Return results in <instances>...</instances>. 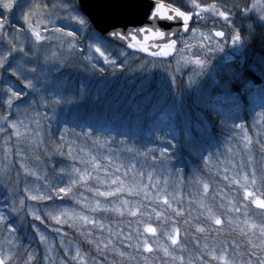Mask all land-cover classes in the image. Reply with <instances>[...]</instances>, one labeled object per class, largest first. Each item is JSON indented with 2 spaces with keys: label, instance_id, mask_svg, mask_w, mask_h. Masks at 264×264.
<instances>
[{
  "label": "snow or ice",
  "instance_id": "6c2138e0",
  "mask_svg": "<svg viewBox=\"0 0 264 264\" xmlns=\"http://www.w3.org/2000/svg\"><path fill=\"white\" fill-rule=\"evenodd\" d=\"M191 3L198 10L194 13L198 20L202 12H211L223 18L224 23L218 30L208 34L193 28L191 36L185 39L183 34L189 32L193 13L162 0H106L104 17L99 21L93 19L83 0H27V9L25 0H0V43L7 45L5 51L0 53V81L4 85L0 87V95L4 98L8 116L13 117L0 119V132H6L10 126L17 143L22 138H30L34 147H44L47 151L48 146H51L50 156L63 157L67 154L73 161L59 169V173L54 176V183L45 179L42 185L35 182L29 185L26 180L22 189L25 195L10 191L5 196L8 211L7 214L0 211V228L8 233L5 239L10 248L21 246V238L13 233L18 231L25 217L30 216L32 221L41 224L47 220L55 225L76 229L95 248L97 256L90 264H139L140 261L142 264H151L150 254L161 250L173 261H179V264H264V141L260 139L264 132V112L260 114L256 140L261 150L260 174L253 167L250 173L233 176L231 182L239 186L243 195L239 202L229 200L226 209L229 213L238 214L227 218L228 230H238L247 238V244L241 251L234 244L218 240L226 229L217 226L225 225V220L208 203L210 184L201 173L203 170H212L213 159L218 158L220 153L207 151L205 155L206 146L211 145L214 138L202 114L193 113V107H200V102L193 100L189 103L183 94L178 95L173 88L176 73L183 74V70L188 68L191 74L187 76L184 87L192 88L196 78L203 75L208 61L216 54L223 52L229 45L242 46L246 40H251L257 29L264 31V0H244L243 3L233 0L231 4H225L224 10L218 9L215 4L202 7L196 0H191ZM49 4L55 11L48 10ZM17 13L18 19L27 25L22 32L19 29L11 31V21L5 22L6 14L16 16ZM46 18L49 23L51 18L64 20L68 30L52 24L50 28L44 26V32L49 33L44 35L41 25ZM177 22L178 30L173 27ZM197 33L200 52L187 54L188 50L195 47L191 41L197 37ZM85 35L87 39L81 42ZM178 42L181 48L178 55L173 57L175 68L170 74L171 81L165 75L146 77L141 81V99H147L150 103L145 105L134 102L129 108L120 121V126L129 129V132H106V128L112 124L111 118H106L88 103L90 96L99 99V92H92L89 84L81 81L80 74L66 71L75 63L83 76L91 81L103 82L107 79L100 80L97 73L102 75L109 72L115 75L117 69L127 67L130 59L142 60L141 68L147 63H161L166 70L171 66V61H149L148 57H169L177 51ZM140 54L146 56L142 58ZM237 80L225 83L222 86L223 95H217L214 99L242 108L245 103V87L233 90ZM193 115L196 117L195 122L192 120ZM69 124L71 128L67 126ZM252 127L256 129L257 124L253 123ZM146 129L148 135L145 136ZM177 129L183 134L180 138ZM117 137L133 139L129 143ZM135 137H143L139 146ZM11 138L9 135L5 144ZM153 138L162 146L148 147ZM239 138L246 142L243 147L249 151L251 162L252 140L245 124L234 123L230 126L224 147L228 153L236 155L234 142ZM89 142L94 146L96 154L86 147ZM114 145L122 153L131 154L129 167L134 175L130 182H126V171L123 176L113 175L99 162L103 159L109 165L112 164L111 156L102 155L98 150L105 149L111 153ZM183 151L198 156L203 165V169L200 166L193 168L187 180L199 184L202 189L199 204L206 223L197 225L196 231L211 238L201 246L199 255L189 254L187 260L183 255L175 254L177 251H185L183 241L187 239V231L182 237L181 225L189 224L179 195V189L186 179L185 168L182 162H173L179 161ZM11 154L12 148H7L5 158ZM20 159L24 160L25 157L20 155ZM137 164L142 169L138 173L139 180L135 173ZM20 167L25 177H35L36 181L41 179L35 169L24 163ZM124 167L123 163L114 165V172L120 173ZM7 172L10 169L0 168V175ZM145 172L147 183L144 182ZM19 175L17 172L16 176ZM43 175L48 177L46 171ZM161 177H164L163 181ZM173 178L175 188L169 191V180ZM224 178L228 179L227 176ZM89 181H94L97 186H90ZM78 185L93 193L94 198L89 200L82 193L77 195L74 188ZM3 186L8 187L6 183ZM141 194L147 204L125 198ZM57 199L73 201L89 213H111L134 219H129L123 226L117 225L114 230L104 218L85 214L74 206L57 204ZM26 200L37 203L26 205ZM45 201L53 203H45L40 207L39 202ZM153 204L160 206V210L149 206ZM251 206L260 211L251 212ZM220 207L225 206L221 204ZM169 211L172 216L165 215ZM187 212L190 214V209ZM13 214L19 216V220L10 226L8 217ZM153 214L158 220L161 217L170 220V230L160 234L165 237L166 244L161 243L157 227L150 223ZM31 227L38 235L39 242L50 252L49 237L37 224L32 223ZM45 227L48 225L45 224ZM52 231L61 233L62 229L53 226ZM97 231L99 235H94ZM60 243L64 245L63 238ZM71 246L72 241H68V247L64 249L66 253H70ZM115 257H119V260ZM45 259L48 257L45 256ZM73 259H82L78 246ZM9 260L10 256L0 252V264H9ZM60 264H64V261L61 260Z\"/></svg>",
  "mask_w": 264,
  "mask_h": 264
},
{
  "label": "trees",
  "instance_id": "16d2710c",
  "mask_svg": "<svg viewBox=\"0 0 264 264\" xmlns=\"http://www.w3.org/2000/svg\"><path fill=\"white\" fill-rule=\"evenodd\" d=\"M165 3H172L174 6L181 7V10L188 11V3L191 2V0H162ZM233 0H196V3H200L203 7H208L212 4H215L218 9L224 10L225 4H231ZM241 3L244 2V0H240ZM214 29H219V24H213ZM17 30V29H16ZM185 37V36H184ZM142 57V55H141ZM143 58V57H142ZM149 61H152L151 59H148ZM242 65H237L236 79L237 83L233 85V90L240 87H245V96H253V94L258 93V89H260L261 94L264 95V31H261L257 29L253 34L251 40L246 41L245 45V51L242 56ZM131 61V63H130ZM127 67L123 70L117 69L116 73L117 75H111L109 72H105L104 74L97 73V76L100 80H105L103 82H96L91 81L90 83L87 82L90 86V90L92 92H99L100 98L96 99L94 96L89 97L88 103L96 108L99 112H101L106 118L112 116V109L115 107V103H117L120 99L118 97V94L120 96H123L120 91L115 87V82L120 84L123 88V91L128 94L130 91L133 93L135 91L139 92V88L137 86L138 81H142L146 77H152L147 72L146 74H143V72H136L138 69H142L140 64L142 63V60H130ZM151 63H147L145 65H149ZM161 64V63H160ZM144 69V68H143ZM157 70V69H155ZM68 71V69H66ZM160 71V70H158ZM155 73H158L155 71ZM242 73V75H241ZM76 74V73H74ZM143 74V75H142ZM84 74H82L83 76ZM54 79V77H53ZM182 78H179V83L183 82L181 81ZM134 80V83H133ZM112 81V83L109 85V82ZM132 82V83H131ZM251 83L252 86L256 87H247V83ZM85 83V82H83ZM137 88H133V87ZM113 87V88H112ZM139 90V91H138ZM177 94L180 92V90H176ZM188 92L186 90H182L179 94H183L185 97V93ZM178 94V95H179ZM217 95H223V88L222 87H215L214 91L209 92V97H207L206 101L211 102L212 105H216V107L207 108L205 109H198L200 110L199 113L202 114L203 119L210 124V129L213 135V143L211 145L206 146L205 155L207 154V151L209 152H216L219 151L220 155L218 158L214 157L213 159V165L211 171L203 170L202 175L205 177L206 181L210 184V190H209V198L208 203L211 204L214 208V210L217 212L218 215H221V218L225 220V225H223V228L226 230L221 233V235L218 237L219 241H227L230 244H234L237 248H239L241 251L247 244V238L239 233L238 230H228L227 226V218L231 215V213L227 212L226 209L228 207V201L234 200L239 202L242 198V190L239 189L238 185H235L231 182L233 176L240 174L242 171L251 172L252 168L255 167L257 174H260L261 167H262V161L260 159L261 150L260 147L257 145V131H259V119L260 117L255 121L257 124V128L253 129L252 125L250 126L249 132L251 134L252 144L250 145V154L252 157L251 162L249 161V151H246L244 149V143L245 141L242 140V138H239L235 143L234 152H236V155H233L231 153H228L224 147L225 141L229 136V128L230 125L226 123L227 121H230L229 119H226V113L227 110H229L230 104H225L222 100L216 101L214 99ZM26 99V98H25ZM4 98L2 95H0V117L3 118L5 116H8V113L6 111V105L4 104ZM109 102L111 105L109 107L103 108V106ZM18 103V102H17ZM250 100L245 97V103L242 108H239L240 111H245L250 109ZM235 106V105H234ZM236 107V106H235ZM103 108V109H102ZM237 108V107H236ZM227 109V110H226ZM260 110L264 109L260 108ZM128 108L126 107L124 109L123 114H126L128 112ZM208 111V112H207ZM198 112L197 110H193V113ZM207 112V113H206ZM261 112V113H262ZM260 113V114H261ZM119 115H122V113H119ZM12 116H8V119H12ZM225 118L226 120H224ZM193 122L196 121L195 115L192 116ZM221 122L224 124H227V127L222 126ZM68 127H72L71 124L67 125ZM111 128L110 132H122L120 129L117 128V122H112L110 126H108L106 129ZM77 131H79L77 129ZM8 133H12V130H9L7 132H4L0 134V166L4 165L6 163L5 158V152L7 147L5 146V137ZM181 133V132H180ZM53 135L55 136V132H53ZM183 134L181 133V136ZM75 138V137H73ZM126 137H117L118 140H126ZM260 139L264 141V132L261 133ZM129 142V141H128ZM10 145H12V154L10 157L15 163L13 166V169L11 170L12 176L16 175L17 172L20 173V175H24L23 169L20 167L22 163L26 164V166L35 169L40 175L41 178L50 179L52 182H55L54 176L59 173V169L61 167H67L68 165L72 164L73 161L68 158L67 154L65 156H50L49 152L51 151V146H48V150L46 151L44 147H34L32 144V141L30 138H22L19 143H17V138L15 136L12 137L10 140ZM150 148H157L153 144L147 145ZM89 151H93V147L90 142L86 145ZM159 147V146H158ZM17 149H19V153L17 152ZM102 155H110L112 158V164L109 165L107 160L100 159L99 162L101 163L102 167H107L111 169L113 175H121L123 176V173L126 171L128 173L127 177H125L126 182H130L132 180V177L134 175L133 170L129 167L131 160V154L128 153H122L117 146H113V150L111 153L107 152L105 149H99L98 150ZM93 154H96V151H93ZM20 155H23L25 157L24 160H20ZM9 157V156H8ZM119 157V159H117ZM176 162H182V166L185 168V183L181 186L179 189V195L183 201V204L181 205L182 210H185L186 218L189 220L188 225H181L182 231L181 236H184L185 230L187 231V239L183 241L185 245V251L183 253H180V255H184L187 257L189 254L199 255L201 252V246L209 242L211 238L206 237L205 234L199 233L196 231L197 225H204L205 219L202 215L203 209L200 207L199 200L201 198V186L196 183H189L187 180V177L191 174V171L193 168L200 166L201 169H203L202 162L198 156H195L193 154H190L187 151H183L180 153V159L179 161H173ZM123 163L125 167L121 170L120 173L114 172V165H119ZM243 164V166H242ZM80 167H84L83 165H79ZM3 167V166H2ZM54 167H55V173H54ZM142 169L140 168L139 164H137V169L135 170L136 179L139 180L138 173ZM48 173V177H44V172ZM233 171V173H231ZM227 176L228 179H225L224 177ZM29 178V176H28ZM31 179H34L35 177L30 176ZM15 179V176H14ZM66 179V178H65ZM161 181H163L164 177L160 178ZM144 182L147 183V173L145 172V178ZM76 189L79 191L81 189L80 186ZM169 191H173L175 188V181L174 178L169 180ZM75 191V190H74ZM151 191V190H150ZM135 201L140 202L141 204H147L148 202L144 200L143 195L139 196H130ZM66 200V199H65ZM62 200L57 199L55 202H61ZM49 203H53L48 201ZM223 204L225 207L221 208L220 205ZM150 207H157L158 210H160V206L158 205H149ZM190 209V214H188L187 210ZM251 211H253L251 209ZM256 211H258L256 209ZM165 215L172 216V213L169 211ZM233 215V213H232ZM107 216V215H106ZM111 223H121L122 219L124 217H119V219L114 218L111 213L108 214ZM134 219V218H130ZM180 219H183L180 218ZM152 226L157 227L158 232H163L164 230H170L171 223L170 220H165L163 217H161L159 220L156 219L155 215L153 214L152 220L150 221ZM218 227V226H217ZM220 227V226H219ZM214 235V234H213ZM199 242V243H197ZM24 246V247H23ZM34 245L29 244L28 242L24 244V241L22 242L21 246L18 249L19 252H17L18 256L22 254V248H25V254L30 252L32 249H34ZM87 248V247H86ZM24 255V254H22ZM153 254H150L151 263L157 264L158 261L153 258ZM82 258H84V254H82ZM115 259L119 260V257H115ZM187 259V258H186ZM139 264H142V261L139 262ZM161 264V263H160Z\"/></svg>",
  "mask_w": 264,
  "mask_h": 264
},
{
  "label": "rangeland",
  "instance_id": "374dc122",
  "mask_svg": "<svg viewBox=\"0 0 264 264\" xmlns=\"http://www.w3.org/2000/svg\"><path fill=\"white\" fill-rule=\"evenodd\" d=\"M187 7H188L189 12L193 13V19H192V21H190V24H189V32L185 33V35H184L185 39H187L191 36V32H192L193 28H198L199 32H204L205 34H208L210 31L218 30V29H214V25H213L214 23L215 24L218 23L219 26L224 23L223 18L218 17V16H214L211 12H202L201 18L198 20L194 14L198 10L193 8L191 2L188 3ZM48 10L50 12L55 11L54 9H51L49 6H48ZM220 10H222V9H220ZM17 16H19V13H17ZM18 21H19V23H17L16 28H14V31L19 28V24H20L21 25L20 31L22 32L23 29L27 27V25L24 24L22 22V20H20V19H18ZM52 24H55L56 26H60V27H66V23L64 20H57L55 18H51V23H49V19L46 18L43 20V24L41 25V31L43 32L44 35L49 34L48 32H44V26H47L50 28L52 26ZM66 30H68L67 27H66ZM86 39H87V36L85 35L84 37L81 38V42L85 41ZM246 41H248V40H246ZM246 41L240 47H234V46L229 45V46L225 47L223 52L216 54L213 59H210L208 61V67L204 70L203 75L196 78V82L192 88L184 87V84L187 80V76L191 74V72L188 68H185L183 70V74H181V73L175 74L176 75V82L173 85L174 90H180V92L182 90L188 91L185 93L186 95L184 98L187 99L189 101V103H191L193 100H199L200 107H198V108L193 107V110L198 111L196 113H199L200 110H198V109H205L206 110L207 108H212V104H211L210 100L206 101L207 97H209V92L214 91L215 87H217V88L222 87L225 83L233 81V79L237 78V76H235L234 74H236L237 65H240V64L242 65L241 59H242L243 53L245 51ZM191 42L195 45V47L191 50H188L187 54H190V55L198 54L200 52L199 33H197V37L193 38ZM6 47H7V45L3 46L0 43V53H3L6 49ZM180 48H181V44L178 42L177 51L175 52L176 54L173 57L178 55ZM114 55H115V53H114ZM173 57L171 59H169V61H171V66L167 67L166 70H165V65H163V64H160V63L152 64L151 63L149 65H144L143 66L144 69L143 68L138 69V70H136V72H141V71L143 72L144 71L143 74H146L148 72L149 75L152 77H158L160 75H165L171 81L172 76L170 74L173 73V70L175 68V60L173 59ZM194 58H195V56H194ZM130 63H131V61H130ZM140 66H141V64H140ZM155 69H157V70H155ZM158 70H160V71H158ZM68 71H71V72L76 73V74H80L81 75V77H80L81 81L85 82L86 84H87V82L88 83L91 82L87 77L82 76L83 73H79V70L76 68L75 63L70 65V67L68 68ZM155 71H157L158 73H155ZM116 75H117V73H116ZM179 78H182L181 81H183V82L179 83V80H177ZM111 83H112V81L109 82V85ZM133 83H134V80H133ZM140 83H141V81L137 82L138 88L140 86ZM246 85H247V87H249L248 85H251V87H256V86H252V84L250 82L247 83ZM3 86H4L3 82L0 81V87H3ZM115 87L118 89V91H120L124 95L120 96L118 94V97H120V99L117 103H115V107H113V109H112L111 120H112V122H117V128L116 129H120V130H122V132H129L130 131L129 129L120 126V121L125 116V114H123V113H125L124 109L126 107L129 109L134 102L147 105L150 103V101L147 99H141V93L139 90H138L139 92L135 91L132 93L130 91L128 94H126L123 91V88L121 87L120 84L115 82ZM133 88H137V87L135 86ZM245 97H247V99L250 100L249 112H248V110L240 111L234 105H230V106H228L229 110L226 109L227 110V113H226L227 118L226 119H229L230 121H227L225 118H223V119L226 120V123L229 124L230 126L234 123L237 125L245 124L247 126V131L249 133V136L251 138V134L249 132V129H250V126L253 125V123H255V121L260 117V113L263 111V110H260L259 107L264 109V95H262L260 89H258V93L253 94V96H245ZM110 105L111 104L109 102H107L103 106V108H105L106 106L109 107ZM119 113H122V115H119ZM0 119H2V118L0 117ZM227 124L223 123V125H227ZM208 125L210 126V124H208ZM9 130H12L10 126H8L7 131H9ZM110 131H111V128L106 129V132H110ZM12 132H13V130H12ZM2 133H4V132H0V134H2ZM105 134H107V133H105ZM9 135H11V137L14 136V135H12V133H8L5 137V140L9 137ZM146 135H148L147 129L145 130V136ZM157 135H159V134H157ZM177 136H178V138L181 137V133H180L179 129H177ZM125 139L128 140L129 143H131L133 138L132 137H126ZM5 140H4V142H5ZM135 140L137 141V146H139V144L143 142V137H135ZM151 144H153L155 147L162 146L158 140H155V138H153V142L148 144V145H151ZM5 146L7 148H12V145H10V141L8 142V144H5ZM11 158L12 157H10V156L7 157L6 163L4 165H2L3 167L0 166V168H2V169H10V172H7V174L0 175V181H3V183H6L8 185V187H4L3 183H0V211H4L6 214L8 211V209L6 207V205L8 204V201L5 199V196H7L10 191L13 194L18 193L20 196H23L25 194L22 192V189L25 186L26 180L29 183V185H31L33 182H35L36 184L42 185L44 183V180H45V178H41L39 181H36L35 178L31 179L30 176L28 178V177H25V175H19V177L14 175L15 176V179H14V176H12L11 170L13 169V166L15 165V163L13 162V160ZM19 159H20V157H19ZM109 171H112V170L109 169ZM243 172H246V171H242L240 174L238 173V175H242ZM231 173H233V171ZM100 174L103 177V172H101ZM89 185L93 186V187L97 186L94 181H89ZM78 186H80V185H78ZM78 186H76V188H74V190H75L74 192L77 195H80L82 193L83 196L88 197L89 200L94 198L93 193L87 192L83 186H80L81 189L79 191H77L76 189L79 188ZM125 198L132 200V201H135L130 196H126ZM100 199H103V198H100ZM31 203H37V202L26 200V205L31 204ZM45 203H49V202L48 201L39 202V206L43 207ZM55 203L65 205V206H74L78 209L83 210L85 212V214L95 215L98 218H104L105 222L107 224L111 225L114 230H115L117 225L123 226L130 219L129 217L124 216V218L121 220L122 221L121 223H123V224L111 223V220L108 216V214H110V213H89L86 208H82L81 205H75L73 201H70L67 199L62 200L61 202H55ZM251 209L253 210L251 212H255V213H258L260 211L259 209H257L258 211H256L254 206H251ZM21 214H23V213H21ZM111 215L114 218L119 219V216H116L114 214H111ZM237 215H238L237 213L233 212V215L231 213L230 216L236 217ZM17 220H19V216L15 215V214L8 217V221H9L10 226H12L13 222L17 221ZM32 223L37 224L39 226V228L45 233V235L49 237V243L51 244V251L50 252L45 248V246L43 244H41L39 242L38 235L35 233V231L31 227ZM45 224H47L48 227H45ZM45 224H41L39 221H32V218L30 216L25 217L24 222L22 224H20L18 231L13 233V235L21 238V244L24 241V244L28 242L29 244H32L35 247H34V249H32L27 254H25V248H22V254H24V255L20 254V256H18V254H17V252H19L17 248H10L8 246L7 241L5 239L8 235V233L6 231H4L2 228H0V252H3V254L6 256H10L9 264H60L61 260L64 261V264H90V261L92 259L96 258L97 253L95 251V248L92 245H89L76 229L69 228L67 225H55L54 222H49L47 220L45 221ZM53 226L61 228L62 229L61 233L53 232L52 231ZM143 226H145V225H141V227H143ZM220 227H223V226H220ZM164 231H166V230H164ZM163 232H160V233L158 232V235H159V238L161 240V243L166 244L167 241H166L165 237L163 235H160ZM94 235H99V232L97 231L96 233H94ZM61 238H63V240H64L63 246L60 243ZM68 241H72L70 253H66L64 250L65 247H68ZM77 246L80 248L82 254H84V258H82L81 260L73 259L74 255H75V249ZM34 253H35V255H33ZM180 253L181 252L177 251L175 254L177 256H179ZM153 255H154L153 258L155 257L154 259L158 261L157 264H160V263L161 264H179V261H173L171 259V257L165 256L162 250L153 253ZM30 256L32 257L31 259L29 258ZM45 256H47L48 259H45ZM187 257H185V259ZM151 264H155V263H151Z\"/></svg>",
  "mask_w": 264,
  "mask_h": 264
},
{
  "label": "water",
  "instance_id": "95a60500",
  "mask_svg": "<svg viewBox=\"0 0 264 264\" xmlns=\"http://www.w3.org/2000/svg\"><path fill=\"white\" fill-rule=\"evenodd\" d=\"M151 2V0H149ZM163 2V1H162ZM106 0H83V4L87 6V10L92 14V17L94 20H102L105 14V5ZM165 3V2H164ZM164 25V22H162V26ZM178 25L179 22H177L175 25H173L174 28L178 30ZM166 30V29H165ZM185 33L183 34V36ZM175 38V37H173ZM178 47V44H177ZM131 51V50H130ZM176 53L174 52L171 56L169 57H161V58H152L148 57L150 59H155V60H169L171 59ZM142 56H146V54H140Z\"/></svg>",
  "mask_w": 264,
  "mask_h": 264
},
{
  "label": "flooded vegetation",
  "instance_id": "af4514ba",
  "mask_svg": "<svg viewBox=\"0 0 264 264\" xmlns=\"http://www.w3.org/2000/svg\"><path fill=\"white\" fill-rule=\"evenodd\" d=\"M22 7H23V5H22ZM25 7H26V9H27V0H25ZM49 7L51 8V6H50V4H49ZM19 16H17V14H16V16H7V14H6V19H5V22L6 23H8V21H11V31H14V28H16V25H17V23H19V21H18V18ZM20 24H19V30H20ZM3 46H6V44H3V43H1Z\"/></svg>",
  "mask_w": 264,
  "mask_h": 264
}]
</instances>
